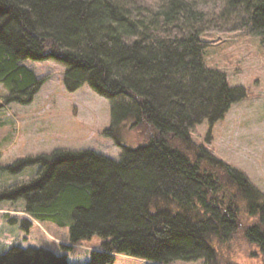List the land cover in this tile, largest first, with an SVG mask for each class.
Returning <instances> with one entry per match:
<instances>
[{"label":"trees","instance_id":"1","mask_svg":"<svg viewBox=\"0 0 264 264\" xmlns=\"http://www.w3.org/2000/svg\"><path fill=\"white\" fill-rule=\"evenodd\" d=\"M220 1L218 20L232 16L236 30L264 41V0ZM214 19L196 0H0L5 104L27 105L42 85L23 61H53L67 92L86 84L108 99L105 137L119 144L128 121L143 137L118 161L55 149L0 165L10 174L37 167L0 188V203L22 201L36 221L68 227L71 245L101 239L84 264H112L117 254L145 264H264L263 195L190 137L245 96L205 65L201 35ZM19 222L28 233L31 222ZM239 234L250 253L230 262L219 252ZM0 264L71 263L46 248L13 247Z\"/></svg>","mask_w":264,"mask_h":264},{"label":"rangeland","instance_id":"2","mask_svg":"<svg viewBox=\"0 0 264 264\" xmlns=\"http://www.w3.org/2000/svg\"><path fill=\"white\" fill-rule=\"evenodd\" d=\"M196 1L208 19L215 13L214 21L209 22L201 35L208 45L204 51L205 65L222 72L229 86L239 87L245 96L232 104L219 121L211 124L203 121L196 125L190 132L191 140L216 159L243 173L264 199V41L236 30V20L232 16L225 21L218 20L220 0ZM23 64L43 82L27 105L5 104L3 99L7 91L0 84L1 166L25 157L48 154L55 149L91 150L118 161L122 147L136 148L143 142L139 130H133L130 121L118 130L119 144L105 137L103 132L110 125L108 99L86 84L72 93L67 92L63 86L64 68L59 64L32 60L23 61ZM36 168L26 167L18 174L0 171V188L26 181ZM22 204V201L0 203V254L13 247H42L64 255L71 264H84L91 251L101 248L102 240L98 237L69 244L68 227H59L50 221L38 222L22 212ZM9 218L18 222L10 224ZM21 220L31 222L28 233L21 230ZM249 250L239 234L228 247L218 252L230 262H241L249 255ZM112 264L145 262L117 254Z\"/></svg>","mask_w":264,"mask_h":264}]
</instances>
